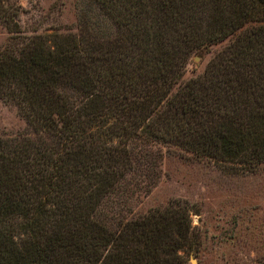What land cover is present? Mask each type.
<instances>
[{"label": "trees", "instance_id": "16d2710c", "mask_svg": "<svg viewBox=\"0 0 264 264\" xmlns=\"http://www.w3.org/2000/svg\"><path fill=\"white\" fill-rule=\"evenodd\" d=\"M95 1L114 31L25 37L0 4V101L33 131L0 137V264H181L186 204L123 214L157 178L153 146L264 164V0ZM224 40L181 81L191 54Z\"/></svg>", "mask_w": 264, "mask_h": 264}, {"label": "rangeland", "instance_id": "374dc122", "mask_svg": "<svg viewBox=\"0 0 264 264\" xmlns=\"http://www.w3.org/2000/svg\"><path fill=\"white\" fill-rule=\"evenodd\" d=\"M18 13L22 36L79 37L83 28L114 31L95 0H0ZM19 33V34H20ZM11 35L0 23V46ZM228 40L191 54L181 81L201 75ZM33 137L32 127L15 105L0 101V137ZM160 159L157 178L133 193L123 211L136 218L176 203L190 208L189 248L181 264H264V164L254 172L233 171L209 160H198L174 147L154 145Z\"/></svg>", "mask_w": 264, "mask_h": 264}]
</instances>
